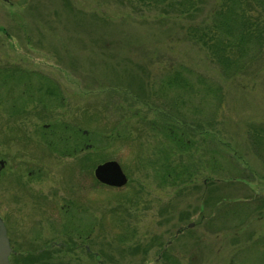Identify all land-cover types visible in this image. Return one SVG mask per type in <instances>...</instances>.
Masks as SVG:
<instances>
[{
    "label": "rangeland",
    "instance_id": "1",
    "mask_svg": "<svg viewBox=\"0 0 264 264\" xmlns=\"http://www.w3.org/2000/svg\"><path fill=\"white\" fill-rule=\"evenodd\" d=\"M224 3L0 0L10 264H264V47L225 75L186 36ZM106 160L124 185L95 178Z\"/></svg>",
    "mask_w": 264,
    "mask_h": 264
},
{
    "label": "trees",
    "instance_id": "2",
    "mask_svg": "<svg viewBox=\"0 0 264 264\" xmlns=\"http://www.w3.org/2000/svg\"><path fill=\"white\" fill-rule=\"evenodd\" d=\"M224 1V6L216 9L213 15L214 17L211 19L207 28L201 29L200 27L190 26L186 31V36L215 60L223 74L232 75V73H236L235 69H241L240 65H243L249 57H252L249 56L250 52L264 47V31L259 29L263 27L264 24L259 25V18L257 16L255 17L247 6H245V1L247 4L252 3L253 5H256L254 3L260 4L261 1ZM196 76L198 81L203 83L202 77L200 75ZM188 79V77L182 76L180 71H167L163 79L159 78L158 81L165 80L166 84L169 86L181 84L183 89L193 91L194 89L190 88L192 87V83H189ZM204 89H207L209 92L212 90L215 93L217 91V88L212 86L205 87ZM167 112L172 115L171 110ZM181 121H184V119H181ZM175 128L176 126H170L169 124L166 131L169 139L181 149L182 147L189 146L187 142L186 144L182 142L181 137L180 139L173 138L174 135H176ZM259 137L257 136L256 139L261 138ZM257 145H260V149L264 148V143L262 141H257L256 146ZM185 168L186 167H183L179 172L180 175H182ZM165 169L169 174H172L171 170L173 169L171 167H166Z\"/></svg>",
    "mask_w": 264,
    "mask_h": 264
},
{
    "label": "water",
    "instance_id": "3",
    "mask_svg": "<svg viewBox=\"0 0 264 264\" xmlns=\"http://www.w3.org/2000/svg\"><path fill=\"white\" fill-rule=\"evenodd\" d=\"M93 173L95 178L105 185L120 187L127 182V177L116 160H106L97 164ZM10 251L6 227L0 217V264H9Z\"/></svg>",
    "mask_w": 264,
    "mask_h": 264
},
{
    "label": "flooded vegetation",
    "instance_id": "4",
    "mask_svg": "<svg viewBox=\"0 0 264 264\" xmlns=\"http://www.w3.org/2000/svg\"><path fill=\"white\" fill-rule=\"evenodd\" d=\"M6 227V226H5ZM6 232H7V228H6ZM7 237H8V235H7ZM8 239H9V237H8ZM9 243H10V239H9ZM10 247H11V244H10ZM11 253H12V247H11V251H10V254H9V257H10V255H11ZM8 257V258H9ZM9 264H10V258H9Z\"/></svg>",
    "mask_w": 264,
    "mask_h": 264
}]
</instances>
